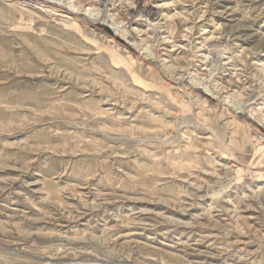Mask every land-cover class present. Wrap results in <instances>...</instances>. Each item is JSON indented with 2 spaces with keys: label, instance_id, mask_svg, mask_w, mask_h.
I'll return each mask as SVG.
<instances>
[{
  "label": "rangeland",
  "instance_id": "rangeland-1",
  "mask_svg": "<svg viewBox=\"0 0 264 264\" xmlns=\"http://www.w3.org/2000/svg\"><path fill=\"white\" fill-rule=\"evenodd\" d=\"M85 2L0 23V264H264V0Z\"/></svg>",
  "mask_w": 264,
  "mask_h": 264
},
{
  "label": "bare ground",
  "instance_id": "bare-ground-1",
  "mask_svg": "<svg viewBox=\"0 0 264 264\" xmlns=\"http://www.w3.org/2000/svg\"><path fill=\"white\" fill-rule=\"evenodd\" d=\"M108 1L111 0H101V2ZM87 6L88 8H86ZM24 9L28 11L31 21L28 22L20 19L21 27H19L18 30L31 32L34 30L35 25L39 22L59 21L67 27L69 26V28L71 27L79 30L81 34H85L86 27H91L93 31L99 32L107 30L111 38H113L118 43L120 42L125 48L130 49V51H136L138 48L135 41L127 36L126 29H121L118 31L119 29L114 26V23H112L113 30L111 31L109 29L111 26L108 28V24L106 23L109 21V17L106 18V11L99 10V8L95 5H88L85 0H0V23L2 21L7 22L8 19L13 17L12 13L15 14V17L18 19L22 18V10ZM139 10L144 13H151V11L146 9L145 4H139ZM84 11H91L89 12L90 14L95 11V13H92V17H89L88 13H83ZM116 45L118 44L116 43ZM126 52L128 53L127 49ZM145 55L149 56L147 53H145ZM204 94L208 97V94ZM254 121L262 129H264V122L262 120L254 116Z\"/></svg>",
  "mask_w": 264,
  "mask_h": 264
}]
</instances>
